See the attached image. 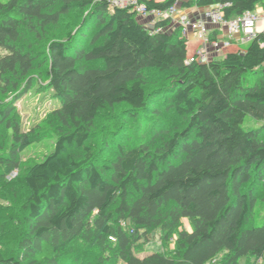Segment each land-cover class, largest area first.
Masks as SVG:
<instances>
[{"label": "trees", "instance_id": "16d2710c", "mask_svg": "<svg viewBox=\"0 0 264 264\" xmlns=\"http://www.w3.org/2000/svg\"><path fill=\"white\" fill-rule=\"evenodd\" d=\"M138 1L150 11L176 0ZM263 2L192 0L181 8L228 4L231 18ZM73 10L86 13L80 29L48 40L37 59L33 48ZM263 41L186 64L195 46L179 28L150 33L110 0H0V98L26 81L17 102L32 87L30 73L44 67L45 89L59 102L49 118L54 150L24 172L19 157L40 134L22 132L12 103H0V196L25 197L13 226L0 215V264H264V221L254 217L256 203L264 205ZM153 75L170 81L161 95L146 92ZM119 105L122 121L137 126L122 142L94 130L99 114ZM161 105L185 126L155 147L145 114H162ZM246 117L260 127L244 130ZM156 236L162 252L139 257Z\"/></svg>", "mask_w": 264, "mask_h": 264}, {"label": "rangeland", "instance_id": "374dc122", "mask_svg": "<svg viewBox=\"0 0 264 264\" xmlns=\"http://www.w3.org/2000/svg\"><path fill=\"white\" fill-rule=\"evenodd\" d=\"M85 11H79V10H73L69 15L62 18L60 24L57 27L54 28H48V33L44 37L43 41H39V44L37 47L33 48L35 52H37V59H41V55L43 53V49L48 42V40L51 39H63L71 34L75 35L77 31L80 29V25L82 23V19L85 18ZM139 21L143 23L144 25L148 26L150 25V21L146 18H139ZM249 43L239 46V49L245 50ZM191 46H193L191 44ZM190 46V48H191ZM222 59L220 57L218 60ZM45 68H41V70H35L32 73H30V77L33 79V84L31 89L22 96L21 99H19L17 102L16 99L21 95V93L24 90L25 83H21L17 90L14 92H11L10 94H7L6 96L0 98V103L3 105H7L9 103H12V107L14 109V115H16L18 119V123L20 125L21 131L24 133H29L30 131L37 132L40 134V137L38 141L30 146L28 149H26L19 157V167L18 170L20 172H24L28 167L33 166L34 164L41 163L48 155H50L54 150V145L56 141V135L55 131L53 130V123L49 121V118H51L50 114L51 111L54 110L59 106L58 100L52 97V92L45 89L46 83L44 82L42 74L40 72L44 71ZM154 77V83L148 85L146 87V92L148 95H161V91L168 88L170 81L166 80V78L160 77L159 75H153ZM28 78V79H29ZM39 88H41V91L39 92ZM1 106V105H0ZM157 109H161L162 114H157L153 116L152 109H149L146 111V120L148 123H146L145 128H148L149 126L152 127V131H154L155 139L153 142V146L157 147L160 146L161 143H163L167 138L170 137V135L176 130H181L185 126V121L181 118H178L172 111H169L167 113H163V105L157 106ZM126 112V107L124 105L116 106L112 109H105L103 110L96 122H95V128L94 130L99 133L100 135H105L110 139V141L113 138L119 139L118 141L122 142V139H120V135L122 132L125 131H133L137 126L134 123L131 122H123L122 119L124 117V113ZM152 115V116H151ZM51 120V119H50ZM149 125V126H147ZM261 123H258L254 120H252L250 117H246L244 119V123L242 125V128L244 130H251L260 127ZM3 129L0 128V135ZM100 150V154L104 155L103 157H106L108 155V152L103 153ZM7 180V178H6ZM9 181V180H7ZM11 181V180H10ZM25 200V197L22 193H19L16 201L14 200H7L0 196V207L3 208L0 212V215L3 217V220H6L5 218L10 219L8 221L9 223L14 225L13 221L16 219H20L22 217L21 212L18 209V206L20 203H22ZM17 204V209L13 208L14 204ZM7 208L8 210H5ZM12 208V209H11ZM255 219L256 221H259L260 224L264 221V205L257 202L255 205ZM2 221V220H1ZM184 227L188 228V223L184 221ZM3 228V227H2ZM13 229V228H12ZM11 230V227L4 226L3 231H9ZM15 234H13V237ZM12 237V238H13ZM6 238H0V250L3 249L2 247V241H4ZM8 244V248L13 250L14 244L11 242ZM173 242L169 245V248H173ZM163 246L158 241L157 236L148 244L144 246L143 252L139 253V257H143L149 253L152 252H162ZM221 258V257H219ZM217 261V260H216ZM243 263V261L241 262ZM121 264V263H118ZM212 264H215L213 262Z\"/></svg>", "mask_w": 264, "mask_h": 264}, {"label": "built area", "instance_id": "2783aa9c", "mask_svg": "<svg viewBox=\"0 0 264 264\" xmlns=\"http://www.w3.org/2000/svg\"><path fill=\"white\" fill-rule=\"evenodd\" d=\"M163 1V0H155ZM192 0H176L175 3L164 10H146L143 3L138 0H110V7L129 8L135 12L137 18H146L151 23L146 26L150 33L171 32V27L179 28L182 37L189 44L197 43L194 53L186 60V64L209 63L223 57L224 50L232 43L245 45L264 35V2L253 10L245 11L240 15L225 18L224 10L228 4H215L205 8L197 19H190L183 14L181 4ZM167 21V28L155 29L158 22ZM189 33L193 40L189 39ZM264 48V41L259 43ZM264 65V63H263ZM17 171H12L6 178L12 180Z\"/></svg>", "mask_w": 264, "mask_h": 264}, {"label": "crops", "instance_id": "0c3cea01", "mask_svg": "<svg viewBox=\"0 0 264 264\" xmlns=\"http://www.w3.org/2000/svg\"><path fill=\"white\" fill-rule=\"evenodd\" d=\"M204 10H205V8L193 7V8H190V9H183L182 13L185 14V15H187L190 19H197V18H199V16L202 14V12ZM174 29H175V27H171L170 30L173 31ZM192 38H193L192 34L189 33V39L190 40H193ZM189 44L190 45L192 44L193 46H196L197 45V43L194 42V41H191ZM235 45H237V44H235ZM237 46L239 47L241 45H237Z\"/></svg>", "mask_w": 264, "mask_h": 264}]
</instances>
